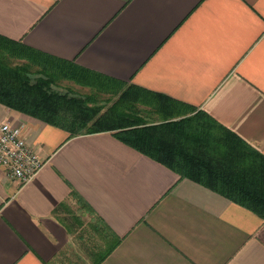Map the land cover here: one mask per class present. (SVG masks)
<instances>
[{"label":"crops","instance_id":"1","mask_svg":"<svg viewBox=\"0 0 264 264\" xmlns=\"http://www.w3.org/2000/svg\"><path fill=\"white\" fill-rule=\"evenodd\" d=\"M0 36L194 107L264 155V0H0ZM4 122L45 165L25 185L0 166V264L69 257L83 203L104 237L91 264L115 240L99 264H264L263 218L113 133L0 104Z\"/></svg>","mask_w":264,"mask_h":264},{"label":"trees","instance_id":"2","mask_svg":"<svg viewBox=\"0 0 264 264\" xmlns=\"http://www.w3.org/2000/svg\"><path fill=\"white\" fill-rule=\"evenodd\" d=\"M13 60L19 63L12 65ZM64 80L91 88L92 93L79 96L61 92L58 87ZM103 95L111 102L108 108L100 104ZM0 104L71 136L113 133L181 178L217 192L264 219V155L209 115L194 114V107L127 86L2 36ZM140 105L159 121L146 122L148 116ZM118 243L115 240L94 264Z\"/></svg>","mask_w":264,"mask_h":264},{"label":"rangeland","instance_id":"3","mask_svg":"<svg viewBox=\"0 0 264 264\" xmlns=\"http://www.w3.org/2000/svg\"><path fill=\"white\" fill-rule=\"evenodd\" d=\"M12 62V65H17L19 63L15 60ZM60 84L58 90L61 92H68L79 96L92 93L91 88L82 87L73 81L64 80ZM102 97L103 99H100V104L105 108H108L111 105V102H108V100L106 101V99H108L107 96L103 95ZM140 109L145 116H148L146 122L156 123L159 121L158 117L154 114H146L150 111L148 108L140 105ZM70 212L72 217L79 222L76 223L77 229L75 231L77 240L76 247L73 248V252H71L69 257H66V259L56 264H91L92 260H94L93 256H96L94 253L99 252L100 247L104 245V237L100 233L99 222L94 214L86 207L79 208L76 206Z\"/></svg>","mask_w":264,"mask_h":264},{"label":"built area","instance_id":"4","mask_svg":"<svg viewBox=\"0 0 264 264\" xmlns=\"http://www.w3.org/2000/svg\"><path fill=\"white\" fill-rule=\"evenodd\" d=\"M24 129L23 124H0V166L21 185L32 181L45 165L39 152L27 143Z\"/></svg>","mask_w":264,"mask_h":264}]
</instances>
